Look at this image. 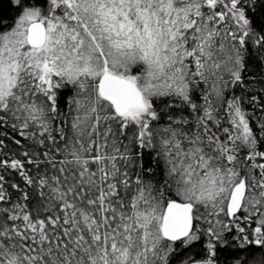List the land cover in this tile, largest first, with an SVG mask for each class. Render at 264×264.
<instances>
[{
    "label": "trees",
    "instance_id": "trees-1",
    "mask_svg": "<svg viewBox=\"0 0 264 264\" xmlns=\"http://www.w3.org/2000/svg\"><path fill=\"white\" fill-rule=\"evenodd\" d=\"M52 1L0 0V36L28 8L46 18ZM129 2L175 8L170 58L85 20L95 43L81 53L150 93L144 108L117 115L97 91L103 71L43 82L28 66L0 100V264H264V0ZM204 178L227 192L245 180L232 220L227 192L213 210L188 196ZM171 200L193 206L178 241L160 231Z\"/></svg>",
    "mask_w": 264,
    "mask_h": 264
},
{
    "label": "rangeland",
    "instance_id": "rangeland-1",
    "mask_svg": "<svg viewBox=\"0 0 264 264\" xmlns=\"http://www.w3.org/2000/svg\"><path fill=\"white\" fill-rule=\"evenodd\" d=\"M57 6L66 9V18L69 23L65 19L59 20L52 12ZM174 9L167 2L158 10L149 11L140 8L137 4L132 7L129 0H53L52 8L48 11L46 18L35 9H26L15 26L8 33L0 36V100L6 97L11 87L15 85V78L19 72L23 71L24 66H28L27 69L30 71L35 70L43 82H50L53 71L67 73L69 76L79 72L93 78L99 75L101 65L104 67V60L102 59V64L94 63L91 56L81 53L82 50L87 49L88 40V34L85 32L87 27L83 20L96 23L100 31L102 29L107 32L108 42L117 46L129 48L131 45H136L142 55L157 61L170 58V55H167L170 54L167 53L168 50L165 52L164 50L177 34H174L172 28L166 23L171 21V14L175 18L180 17L175 11L170 13ZM36 20L43 22L46 28V41L44 45L38 47L41 49H33L26 41V28ZM94 41L91 38L88 40L89 43ZM111 73L117 75L114 71ZM146 83H148L147 80H145ZM140 90L147 99L150 93H145L142 88ZM141 108H144L143 104L137 109ZM188 192L191 199L193 196L197 208L202 205V202H206L213 210L218 203L222 204L227 191L222 181L204 178ZM205 197L207 199L203 200ZM251 210L256 209H246L247 212ZM259 225L260 223L257 222V226ZM193 238L194 236L188 237L187 242ZM119 254L123 259L127 258L126 250H119Z\"/></svg>",
    "mask_w": 264,
    "mask_h": 264
},
{
    "label": "water",
    "instance_id": "water-1",
    "mask_svg": "<svg viewBox=\"0 0 264 264\" xmlns=\"http://www.w3.org/2000/svg\"><path fill=\"white\" fill-rule=\"evenodd\" d=\"M26 41L32 48L44 45L46 28L43 22L32 21L26 28ZM97 91L100 97L109 102L117 115L123 116L143 104L141 90L131 81L104 70L97 80ZM247 192L244 179L238 181L230 190L226 214L229 220L241 210ZM193 227V206L189 202L169 201L163 211L160 231L170 241L184 239Z\"/></svg>",
    "mask_w": 264,
    "mask_h": 264
}]
</instances>
